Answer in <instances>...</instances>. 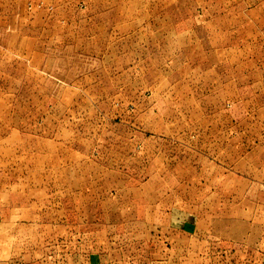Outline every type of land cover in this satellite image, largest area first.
<instances>
[{"label": "rangeland", "instance_id": "obj_1", "mask_svg": "<svg viewBox=\"0 0 264 264\" xmlns=\"http://www.w3.org/2000/svg\"><path fill=\"white\" fill-rule=\"evenodd\" d=\"M146 203L205 237L149 264L262 259L264 0H0V264H142Z\"/></svg>", "mask_w": 264, "mask_h": 264}, {"label": "crops", "instance_id": "obj_2", "mask_svg": "<svg viewBox=\"0 0 264 264\" xmlns=\"http://www.w3.org/2000/svg\"><path fill=\"white\" fill-rule=\"evenodd\" d=\"M151 27H147V30H151V31H162L163 27L161 25H159L158 23L152 24L150 25ZM126 187L128 189H130V185H126L125 183L123 185H121V188L126 189ZM190 188H192L189 185V190ZM128 200L130 201V198H128ZM131 202V201H130ZM119 203H121L119 201ZM125 207L127 206H123V208L119 207V206H111L110 209L105 208L103 209L106 212V216H108V218L106 219L107 224H111L113 227L111 231H107L109 233H113L115 234V238L116 239H120V240H125V242H129V247L131 248L133 243H131L133 240H137L140 241V244L138 245V247H141V250H139V253H141V256L144 258V260H141L142 264H149V260H148V253L145 250V248H147L148 245V241L149 240H154L157 241L159 239H161L162 237H164V233L160 232L157 230L156 228V232H153V228L150 226L151 223L155 222V224H159L162 221L167 220L166 222L169 223V225H176L179 228H175L172 227L171 229V234H176V232L178 233V236L184 237V238H188V239H193V241H198L200 242V240H204L205 237L202 233V231H200L201 228V224H200V212L197 211V208L193 205H189L187 210H188V218L186 220H181L178 217L175 218V214H173L174 211H171V214H169L170 217H168L167 215H163L161 216V212L162 209L157 210V218H159V220L156 218V221L154 219H149L148 217V213H149V207L147 205V203L145 204V206H142V204L140 205V209H139V215L137 216H132L126 209ZM178 211H180L181 207H175ZM173 210V209H171ZM111 211V212H110ZM114 212H116L117 214V218H113L111 215L112 213L114 214ZM111 213V215H110ZM198 218V219H197ZM101 224H103V222H101ZM136 224H139V231L136 230V228L134 227ZM99 229L100 226L98 227ZM94 230V228H93ZM123 237V238H121ZM170 239H173V237H170ZM173 240H178V239H173ZM143 242V243H142ZM135 245V244H134ZM156 247L159 246L158 244L155 245ZM137 248V247H136ZM255 251L253 250V255H257L259 256V258L262 257L261 260H259L258 262H245L243 261L241 264H264V249L262 247H258L255 248ZM244 250V249H243ZM111 252H115V254L117 255V250L111 251ZM190 249L187 250V253L189 254ZM192 254L189 255H195L194 254V248H192L191 250ZM237 252H239L237 250ZM244 252V251H243ZM244 254V253H241ZM120 256V253L118 254ZM252 255V254H251ZM116 261V260H115ZM117 262L122 263L121 260H118ZM156 263V262H155ZM124 264H138L135 262H131L130 259L128 261H125ZM140 264V263H139ZM151 264V263H150ZM236 264H239V262H236Z\"/></svg>", "mask_w": 264, "mask_h": 264}]
</instances>
